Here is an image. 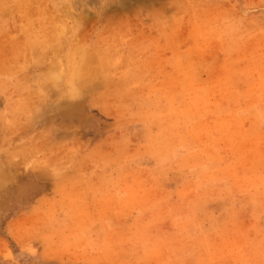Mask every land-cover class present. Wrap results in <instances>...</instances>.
Returning a JSON list of instances; mask_svg holds the SVG:
<instances>
[{
  "label": "rangeland",
  "instance_id": "rangeland-1",
  "mask_svg": "<svg viewBox=\"0 0 264 264\" xmlns=\"http://www.w3.org/2000/svg\"><path fill=\"white\" fill-rule=\"evenodd\" d=\"M0 264H264V0H0Z\"/></svg>",
  "mask_w": 264,
  "mask_h": 264
}]
</instances>
